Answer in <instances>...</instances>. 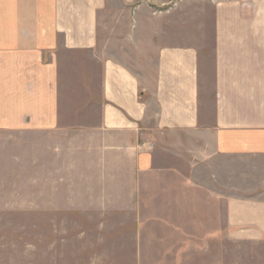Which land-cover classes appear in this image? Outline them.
Segmentation results:
<instances>
[{
	"label": "crops",
	"instance_id": "crops-1",
	"mask_svg": "<svg viewBox=\"0 0 264 264\" xmlns=\"http://www.w3.org/2000/svg\"><path fill=\"white\" fill-rule=\"evenodd\" d=\"M0 139L37 264H264V0H0Z\"/></svg>",
	"mask_w": 264,
	"mask_h": 264
},
{
	"label": "rangeland",
	"instance_id": "rangeland-1",
	"mask_svg": "<svg viewBox=\"0 0 264 264\" xmlns=\"http://www.w3.org/2000/svg\"><path fill=\"white\" fill-rule=\"evenodd\" d=\"M0 139V264H37L40 242L38 183L30 164H22V154L35 147ZM13 158V162L9 160Z\"/></svg>",
	"mask_w": 264,
	"mask_h": 264
},
{
	"label": "built area",
	"instance_id": "built-area-1",
	"mask_svg": "<svg viewBox=\"0 0 264 264\" xmlns=\"http://www.w3.org/2000/svg\"><path fill=\"white\" fill-rule=\"evenodd\" d=\"M215 4H227V3H235V2H241V1H245V0H210ZM164 9H161V11H159V13H162Z\"/></svg>",
	"mask_w": 264,
	"mask_h": 264
}]
</instances>
